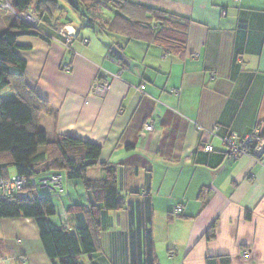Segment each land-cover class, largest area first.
I'll return each instance as SVG.
<instances>
[{
	"label": "crops",
	"instance_id": "obj_1",
	"mask_svg": "<svg viewBox=\"0 0 264 264\" xmlns=\"http://www.w3.org/2000/svg\"><path fill=\"white\" fill-rule=\"evenodd\" d=\"M91 1L98 2L58 0L55 18L40 26L43 38L16 40L25 82L48 105L38 129L49 142L99 146L98 162L117 167L127 204L145 198L132 192H146L155 264H264V154L231 159L222 143L264 133V0H120L136 7L128 14L134 20L156 11L184 22L181 48L111 31L115 9L99 2L87 10ZM11 19L0 7V32ZM66 26L76 33L69 46L59 33ZM97 80L109 82L103 97L92 93ZM0 98L17 97L7 88ZM146 124L151 133L142 131ZM86 178L99 180V166ZM43 196L54 206V226L83 224L78 209L89 204L80 181L65 178ZM0 222V264H51L32 221ZM106 226L98 254L81 264H129L126 213L109 212Z\"/></svg>",
	"mask_w": 264,
	"mask_h": 264
},
{
	"label": "trees",
	"instance_id": "obj_2",
	"mask_svg": "<svg viewBox=\"0 0 264 264\" xmlns=\"http://www.w3.org/2000/svg\"><path fill=\"white\" fill-rule=\"evenodd\" d=\"M34 1L0 0L2 8L8 2L16 14L30 13L40 19V24L34 29L4 8L12 19L8 27L0 32V92L9 88L17 98L13 101L0 98V179L18 175L29 182L31 177L41 179L64 173L67 180L82 183L89 206L86 210L78 209L84 221L75 231L56 227L49 221L55 216L50 198L39 195V188L28 187L24 199L0 196V220L29 219L36 228L42 249L51 264H81L82 257L91 263L93 256L98 254L99 235L107 227V214L123 211L128 221L129 264H155L151 230L153 209L146 192H132V195L145 198L140 203L127 204L121 195L117 167L98 162L101 153L99 146L70 137L49 142L45 133L38 129L39 114L48 113V105L25 82V62L17 54L16 40L20 36L43 38L40 26L55 18L59 3L58 0H36L32 8ZM98 2L116 11L108 25L111 31L117 30L129 38H142L162 44L175 40L181 48V36L186 24L175 17L146 11L150 16L146 22H141L128 16L129 11H137L136 7L120 0ZM68 4L76 8L74 2L68 1ZM95 165L100 168L101 178L88 180L86 171ZM11 169L14 170L13 174H9ZM60 188L61 185L59 188L45 189L54 191ZM213 230L211 226L205 235L207 240L213 238Z\"/></svg>",
	"mask_w": 264,
	"mask_h": 264
},
{
	"label": "built area",
	"instance_id": "obj_3",
	"mask_svg": "<svg viewBox=\"0 0 264 264\" xmlns=\"http://www.w3.org/2000/svg\"><path fill=\"white\" fill-rule=\"evenodd\" d=\"M237 1V0H233ZM1 6V5H0ZM3 8L8 9V11L17 18L25 21L28 23L32 28L37 29L38 25L40 24V19L37 18L35 15L30 13H20L16 14L10 4L5 2ZM74 29L72 28L71 31L69 27H63L60 30V35L63 37L65 41V45L69 46L71 44L72 39L76 37V33H74ZM87 41L84 40L83 44H86ZM62 70L65 72L70 71L69 65H62ZM109 82L106 80H97L95 81L94 85L92 86V93L98 97H103L109 90ZM143 89V86H141ZM142 131L144 133H151L153 131L152 124H146L143 126ZM222 143L228 150L229 158H239V157H249L256 160H260L262 155L264 154V133L262 134L258 130H255L251 135L243 138L237 139L234 136L224 138ZM211 147H205V151H211ZM61 185V178L58 175H53L46 178L36 179L30 178V181H26L23 176L18 175H11L8 179H0V196L2 198L7 197H15V199H24L27 197V188L31 187L34 189L37 188H48L54 189L59 188ZM181 206H176L172 214L174 216L181 213ZM244 257L248 256V252L243 253Z\"/></svg>",
	"mask_w": 264,
	"mask_h": 264
},
{
	"label": "rangeland",
	"instance_id": "obj_4",
	"mask_svg": "<svg viewBox=\"0 0 264 264\" xmlns=\"http://www.w3.org/2000/svg\"><path fill=\"white\" fill-rule=\"evenodd\" d=\"M91 4H93V6H88V9H92V10H94V9H96V8H99V6L101 7V5L102 4H100L99 2H94V1H91ZM93 12V11H92ZM61 177H62V180H64L65 179V174L64 173H61V174H59ZM46 190H48V189H45V188H39L38 189V194L39 195H44V193H46ZM1 228H2V226H1V222H0V238L3 236L4 237V231H2L1 230Z\"/></svg>",
	"mask_w": 264,
	"mask_h": 264
}]
</instances>
